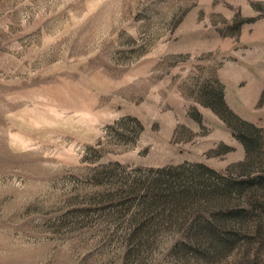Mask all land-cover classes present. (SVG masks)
Here are the masks:
<instances>
[{"label": "rangeland", "instance_id": "rangeland-1", "mask_svg": "<svg viewBox=\"0 0 264 264\" xmlns=\"http://www.w3.org/2000/svg\"><path fill=\"white\" fill-rule=\"evenodd\" d=\"M0 264H264V0H0Z\"/></svg>", "mask_w": 264, "mask_h": 264}]
</instances>
